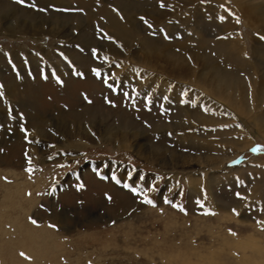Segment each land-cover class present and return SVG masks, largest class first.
I'll list each match as a JSON object with an SVG mask.
<instances>
[{
	"label": "rangeland",
	"instance_id": "1",
	"mask_svg": "<svg viewBox=\"0 0 264 264\" xmlns=\"http://www.w3.org/2000/svg\"><path fill=\"white\" fill-rule=\"evenodd\" d=\"M183 1L0 0V15L13 12L9 21L44 29L40 38L0 34V205L8 186L26 185L8 203L24 205L38 195L21 216L53 230L52 264H240L245 254L264 258V135L246 138L237 121L195 104L190 92L175 93L173 83L168 95L165 74L133 55L155 48L195 54L227 83L245 82L250 104L249 84L264 81V0H250L256 5L240 10L237 0ZM160 12L165 18L154 23ZM226 32H238L245 58L228 52ZM121 38L131 40V54L106 56L100 46L121 50ZM196 88L200 97L209 96ZM258 98L263 105L264 89ZM257 110L264 123V107ZM185 112L199 120L195 127L183 119ZM203 117L208 122L199 125ZM91 125L106 135L141 132L138 139L163 154L157 158L165 159V168L160 160L120 151L114 142L56 148L60 128L88 132ZM173 128L190 137L180 139ZM208 135L217 142H201ZM242 141L246 146L236 153L232 146ZM96 163L130 187L92 173L88 168ZM252 235L257 241L247 244Z\"/></svg>",
	"mask_w": 264,
	"mask_h": 264
},
{
	"label": "bare ground",
	"instance_id": "2",
	"mask_svg": "<svg viewBox=\"0 0 264 264\" xmlns=\"http://www.w3.org/2000/svg\"><path fill=\"white\" fill-rule=\"evenodd\" d=\"M187 1H189L188 3H191V4H194V3L198 4L199 3V0H198V2H197V0H187ZM237 1L240 3V6H239V3H237L238 10L243 9L244 6L245 7H250V9H251V7L256 5V4L255 5H253V4L250 5L249 4V2H251L250 0H237ZM183 2H186V0H184ZM254 9L251 10V11H254ZM244 10H242V12ZM251 11H250V13H251ZM11 12H12V10L10 11V14H8V13L6 14L5 13L6 15L5 14L3 16L0 15V34L6 35V36H11L13 38H21V37L23 38L24 36H27V35L31 36L33 38H40L41 34H44V32L42 31L44 29H41V31L38 30V25H39L38 23L30 24V22H28L26 20H19V21L16 20L15 22L9 21L8 18H9V16L11 17ZM245 12H246V10H245ZM254 12L256 13V10ZM260 12H261V10H260ZM260 12H257V13H260ZM262 12H263V10H262ZM260 14H263V13H260ZM164 15H166L164 12H160V15H157L158 17L156 16L157 17L156 18L157 22L154 21V23H159L160 21H162L163 18H165ZM176 15H178V14H176ZM257 16H255V17H257ZM259 16H262V15H259ZM261 18L262 17H260V19ZM263 18H262V20H263ZM248 19H250L251 21L253 20V19H251L249 17H248ZM257 19L258 18H256V20ZM262 20H260V21H262ZM260 21H259V23H260ZM151 22H153V21H151ZM185 27H187V26H185ZM47 28H49V27L47 26ZM123 31H124V29H123ZM124 34H125V32H124ZM127 34H128V32H127ZM225 36L228 37V39H226L227 41H226V44H225V45H227L228 52L232 53V54H235L238 57H242V58L244 57L245 58V55L247 53L245 54V51L243 49V41L240 39L241 37H239L240 35L238 34V32H234V33L226 32ZM59 37L65 38L63 36H59ZM122 41H123V44H122L123 46H121V50L120 49H118V50L113 49L111 45H103V46H100V48L102 50H104L103 52H105L106 56L114 54L116 56H119L120 58L127 57L129 54H131L132 49H134V48H131V46H133V44H132L131 40H129V39L121 38V42ZM34 54H35V56H37V52L36 51H34ZM133 55L137 57V60H140L139 62L143 61L144 64H146L149 68L160 70L163 74H165V76L167 78H165V80H164V82H165L164 83L165 84L164 89H165V91L168 92V95H170L169 92H170V90H172L171 89L172 88L171 84L173 83V84L176 85L174 87L175 91H176L175 93L179 92L181 94H184L185 96H189L188 92H190L191 93L190 96L194 98L193 100H194L195 104H198V103L202 104L208 110H211V113L216 112V113H219L220 116H221V114H223L224 116L227 117L228 121H230V120L237 121L240 124V127H242V133H243L244 136H246V135L248 136L249 135V137H254L256 134H263L264 135V123L261 122L262 120H259V119H261L259 117L261 116L262 113L257 110L258 108L264 107V104L262 105V101H260L259 98H258V93L260 95V92L263 91V89H264V81L263 80H259V81L255 80V81L251 82V84H249V85H251L250 89H252V94H251V99H250L251 103L249 104L248 97H247V90H246V87H245L246 85L245 86L243 85L245 82L242 83L240 80L239 81L238 80H232V81L230 80L231 82L227 83L226 80L223 78V75L219 71L213 70L212 68L208 69L207 66H209V65L206 64L207 61L201 60L200 59L201 57L200 58L195 57V54L192 55V56L186 55V54H183V53L181 55H180V53H179V55H172V54H169L168 52H165V53L161 54L155 48L154 51L153 50H151V51L150 50H144V51H142V53H140L138 50H136V51H133ZM10 57H11V55H10ZM112 57H113V55H112ZM122 65H123V63H122ZM129 67H131V66H129ZM134 72L136 73V71H134ZM147 72H148V70H147ZM151 72L153 73L154 71H151ZM162 73H161V75H162ZM224 73H225V70H224ZM158 75H159V73H158ZM224 76H225V74H224ZM134 77L135 76H133L132 78H134ZM260 77H261V75H260ZM228 79H231V78H228ZM158 81H159V79L157 78L156 82H158ZM150 84H148V85L150 86ZM148 85H146V86H148ZM143 87H145V85ZM196 87H199V88L203 89L202 90L203 92L206 91L207 94H209V96L206 97L205 99H204V97H200L201 92L199 91L200 93H197L196 92V89H197ZM255 89H257L258 91L257 92L254 91ZM147 90H149V89H147ZM154 90H156V89H154ZM158 91H160V90H158ZM150 92H152V91L150 90ZM261 95H263V94H261ZM148 96H151V94L148 93ZM260 99H261V97H260ZM187 112H185V115H184L183 119L185 121H188L186 123L191 124L193 126L194 124H192V123H197L199 120L196 121ZM205 118L202 121L199 122V125L200 124H206V122H208V121L205 120ZM204 121H206V122H204ZM211 122H214V121H212V119H211ZM209 123H210V121H209ZM220 124L223 125L224 123H220ZM229 124H231V123H229ZM239 124H238V126H239ZM208 125L209 126H214L212 124H208ZM91 127L92 128L90 129V131H88L89 133L85 132L83 130L84 128L83 129L82 128L81 129L72 128V129H69V130L67 128H60V131H59L60 135L56 134L57 135V139H56V141H57V145L56 146L57 147L56 148L57 149L58 148H62L64 146H66V144H67V146H72V147H74L76 149H78V148L81 149V148H85L88 145L100 144V142H103V143L114 142L116 144L115 147L120 149V151H121V149L132 150L133 152H135L141 158H146L147 160L150 159V160H153V161L154 160H160L161 163L159 165L162 168H165V166H166L165 159L164 158H160V159L157 158V157L162 156L163 154L159 150L147 148L146 145H144L143 143L140 142V140L138 139V133H141V132H133V133L130 132L129 133V132L123 131V129H122V131L120 129H117L116 131L112 132L110 135H106V134H104V133H106V130H105L104 133H102L101 130L96 129L97 127H95V125H91ZM193 127H195V126H193ZM239 128H238V130H239ZM172 130H173V132H175L174 131L175 128H173ZM184 130H186V129H184ZM179 131H180V134L175 132V135H177L180 139L188 140V137L185 138V136L187 135V136L190 137V135L187 132H184V131L182 133L181 132L182 130H179ZM255 131H256V133H254ZM209 136L210 135H208V138L205 136L207 139L204 140V141H201V142H203V143H214L213 141L217 142V140H215V138H211L212 136L211 137H209ZM247 136H246V138H247ZM202 137H203V135H202ZM72 138H74V139L76 138V140L73 139L74 140L73 141ZM219 141H221V140H219ZM228 142H231V140L230 141L228 140ZM228 142H226V143H228ZM240 143H241L240 146H232L233 143H232V145L229 144V148H230V146H232V148H236L237 149L236 153H240L243 150V146H246L245 143L243 144V141L240 142ZM248 143H250V142H248ZM234 144L236 145V143H234ZM215 146H217V145H215ZM165 149H167V148H165ZM35 152H36V150H35ZM38 154H40V153L38 152ZM164 156H165V158L168 157L167 154H164ZM177 156H179V155H177ZM222 157H224V156H222ZM203 159H204V157H203ZM224 159H226V158H224ZM229 159H231V158H229ZM229 159H228V161H229ZM216 160H217V157H216ZM220 160H218V162ZM148 162H150V161H148ZM166 162H167V159H166ZM170 163H171V161H170ZM206 163H207V161H206ZM196 165H200V164H196ZM180 168H182V167H180ZM203 168H205V167H203ZM178 171H180V170H178ZM222 173H224V172H222ZM32 183L33 182H29V184H32ZM38 184H39V182H38ZM194 185H196V184H194ZM24 186L26 187V185H24ZM12 187H10V186L7 187L8 188L7 190H9V193H8L9 195L5 194L6 195L5 204L0 205V264H52V261H54V260L50 257L49 252L51 251L50 250L51 249L50 246L54 247V245H55V244L51 245V242L55 239L54 237H56L54 232H53V230L51 228H49L47 225H46L47 226L46 228H43V227L39 228L35 224L31 223V221H29L27 218H25L24 216H21V214L23 212L25 213V210H27V212H28V209H30L29 207L34 206L37 203L36 200H37L38 195H37V197H35L36 195L34 196V194H32L28 198V203H25L26 205L24 204L25 206L23 205V202L22 203L16 202L14 204H13V202L12 203L11 202L8 203L6 200H11V198L14 196L15 193L19 195V193H22L23 190L26 189L25 187H23L24 188L23 190H22V187L21 188L17 187L16 189H14ZM16 198H18V197H16ZM24 198H25V196H24ZM17 210L21 211V213L17 212ZM15 230L17 232H19L20 236L17 235V232ZM56 234H57V232H56ZM255 240L257 241V238H255L252 235L249 238V241L247 242V244L249 242L251 244L252 241L254 242ZM53 243L57 244V241H55ZM55 247H56V245H55ZM256 248L257 249H261V247L259 248V246H256ZM53 253H55V252L53 251ZM242 259L243 260L240 262V264H264V258L262 259V257L259 258V259L258 258L257 259H252V257H250L247 254H245L244 258H242ZM209 263L210 264H220L216 259H211V261H209Z\"/></svg>",
	"mask_w": 264,
	"mask_h": 264
},
{
	"label": "snow or ice",
	"instance_id": "3",
	"mask_svg": "<svg viewBox=\"0 0 264 264\" xmlns=\"http://www.w3.org/2000/svg\"><path fill=\"white\" fill-rule=\"evenodd\" d=\"M18 2L19 3H24V0H18ZM34 6V5H33ZM164 5L163 4H161V7H163ZM224 18L223 17H221V20H223ZM146 23H147V21H145ZM150 27H151V25H149ZM261 39H264V37H261ZM97 75H99V72H97ZM237 196L238 197H240V194L239 193H237ZM241 199H243L244 197H240ZM146 203H152V201L151 200H146L145 201ZM181 210H183V209H181Z\"/></svg>",
	"mask_w": 264,
	"mask_h": 264
}]
</instances>
